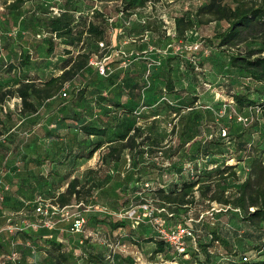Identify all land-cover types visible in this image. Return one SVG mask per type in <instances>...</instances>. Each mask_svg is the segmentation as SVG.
<instances>
[{"label":"trees","instance_id":"trees-1","mask_svg":"<svg viewBox=\"0 0 264 264\" xmlns=\"http://www.w3.org/2000/svg\"><path fill=\"white\" fill-rule=\"evenodd\" d=\"M27 1L11 0L10 3H7V0H0V3L5 6L4 10L0 11V30L3 34V47L4 49L7 47V53L10 57V60H7L2 57L3 55L0 56V75L7 73V76H10L12 73H18L14 85L8 83L9 77H0V104L4 105L7 99L14 97L21 100L20 107L15 109L0 107V133H8L16 138L15 135L20 133L19 131L26 129V131L32 132V130L43 125L42 120L46 117H55L57 114L66 112L61 118L62 120L78 123V130L88 137L97 136L100 138L88 144L77 142V145L75 139H72L70 144L60 148L57 154L39 158L38 161L41 164L46 161L68 164L71 170L76 166L77 160L90 159L103 147L106 148V151L101 160L120 164L124 160L125 152L128 151L130 154L129 170L126 177L120 181L122 183V196L126 197L124 199L129 200L128 197L133 195V198L138 199L137 201L142 205L147 202V199L152 198L155 215L158 216L162 226L174 227L181 223L191 228L195 240L192 237L186 238L184 251L186 252L188 248L187 240L193 242L194 254L202 256L200 258L202 264H213L218 257L227 259L232 264H251L243 260V257L249 258V256L247 253H240L235 244V238L244 236L246 239L260 241L258 248H254L256 251H262L264 247V144L259 138L261 131L258 128L264 125V121L260 122L253 118V121L248 124L242 123L243 126H240L238 131L232 134L231 128L234 123L231 120H227L225 117L219 123L215 120H209L210 122H204V124L214 128L210 138H196L199 136L195 132L197 130H192V126H184L181 131L183 140L181 139L176 148L172 150V154H169L170 165L159 166L157 163L151 165L165 177L173 170L176 171L178 180H156L151 186L147 185L143 179L135 180V176L147 168L144 164L143 155L148 152L145 148L151 147L146 145L151 144H146L150 141V135L148 136L141 127L135 125V118L133 117L141 114L136 107L141 99L140 91L144 93L142 98H155L159 104L161 102L166 103L167 100L162 98L163 96H167L168 99L170 97L183 98L181 108H188L189 106L186 104L189 101L190 104H193L200 101V98H205L201 96L199 89L209 82L204 80L206 78L203 72L194 70V66L190 64V61L196 58L197 51L204 47L200 43L199 47L194 49L193 42L188 40L187 34L198 27L197 24H207L211 21H225L227 25L223 30L216 32L212 38L205 39L204 42L207 45L205 46L209 51L212 49V53L213 51L225 53L229 74L234 77H229L228 80L221 82L217 92L223 98H227L228 102L233 101L232 106L236 108L237 112L242 113L245 109H257L264 114V0H206L199 4L195 13L189 11L176 18V36L171 37L176 38V41L172 40L171 44L179 45L180 50H171L163 54L162 65L159 68L153 69V67L148 66L139 72L117 71L108 76L100 75L97 68L90 63L91 58L97 53L92 47L88 49L87 40H96L97 48L100 49L99 41L107 43L109 41L106 38L108 27L114 26L116 28L115 19H113L112 24L105 21L87 22L84 18L76 20L72 11L78 10V4L83 3L79 0H66L65 11L60 16L45 15L47 7L39 11L38 3L35 7H31V13L28 15V12L22 10ZM143 1L145 0H123L119 4L120 12L129 14L127 12L129 9ZM23 14H26L24 18ZM96 16L101 17V12H97ZM17 25L22 26V30L27 31L26 34H30L32 37L36 38L39 31L45 29L55 32L59 38L57 40L65 41L68 49L65 50L66 59L61 65L60 74L53 75L48 79H38L27 72L28 68L38 67L37 63L39 62H36L32 53L26 48L27 40L30 41L28 36L26 39L21 33L15 37H10L7 34L13 30L11 26ZM47 38L57 41L52 36ZM38 39H46V37ZM17 40L19 44L15 46ZM56 44L57 42L51 41L48 44L51 57L56 55ZM203 50L205 52V49ZM113 62L118 61L113 60L110 63ZM88 73L106 77L103 79L110 86L107 96H103V90L100 91L96 83L90 86V83L82 82ZM119 78L129 86L125 93L132 98H122L120 90L112 87ZM154 80L157 81L155 85L153 84ZM67 83H70L72 88H67ZM142 84L143 88L140 87ZM209 85L212 86L211 83ZM63 92H66L67 96H63ZM89 92L92 97L91 100L94 99L93 102H88L87 95ZM210 98L212 109L206 108L204 112H207L205 115L214 117L212 111L219 110L226 101H216L214 97ZM161 107L158 106V108ZM179 108L176 112H180ZM85 112L96 117V123L85 122L82 116ZM119 112L128 113L130 117L121 119L119 116H113ZM229 113L231 112L228 111ZM194 116L197 120L203 121L200 119L204 117L202 110L196 111ZM230 119L237 120L234 115L230 116ZM226 121L228 124H225ZM13 127L16 128L15 133L10 131ZM223 130L227 131V137L222 136ZM231 136L232 140L230 139ZM8 141L11 142L12 140ZM119 141L120 143L116 144ZM187 141H191V152H193L191 156H195L194 158L189 156V152H180L185 142L188 143ZM155 143L157 144V142ZM154 151L155 154L157 153L155 159L159 160L162 156H158L160 150L154 149ZM1 152L3 155L9 153L7 144H0ZM177 154L180 155L175 156ZM200 154H203L205 158L220 155L225 162H221L217 167H209L205 164L202 166L199 163V158H197ZM230 159H237V162L245 160L249 162L248 174L244 180L241 181L235 168L238 163L236 165L233 162L227 163ZM192 162L195 166L192 167L191 175L189 173L184 175L183 170L186 169L187 164ZM93 172L95 170L89 169L86 176L88 177ZM61 176L65 179L69 178V181L63 191L59 192L57 196L55 194L56 199L53 203L60 206L83 203L84 198L90 194L91 186H95H88V179H85L82 184L81 179L83 178L80 176H73L72 174L67 176L59 170H52L47 175L40 174L33 179L43 181V188H53L56 191L61 187L60 183L50 179ZM98 180L99 178L95 179L94 183L97 184ZM111 181L118 182L119 179L113 177ZM236 182V188L230 192L227 187L230 183ZM131 183L136 184H133L130 191ZM144 183L149 187L148 192L151 197L138 195L143 190L142 184ZM103 185L104 183L101 186ZM195 188L198 195L194 192ZM103 191L106 190H102V194L109 197V191ZM215 204L218 207L214 206ZM82 205L85 204L78 207L81 208ZM36 208L35 205L31 209V211L33 210L31 215L29 214L31 211L27 213L30 220H35L34 217L40 219V213L36 211ZM86 208L85 205V208L81 209V213ZM24 210L28 211L27 208ZM208 211H211L212 214H207ZM189 215H192L190 220H188ZM223 217H229V219L224 221ZM54 219L57 221L61 218L54 216ZM62 221L65 220L58 221L55 225L56 228L43 226L37 230H22L12 234L3 231L0 233V247L5 245V239H9L7 235L14 238L21 234L23 240L31 241L38 252L44 250L48 260L50 257L55 258L56 263L59 264H68L71 260V258L68 259V253L81 254L89 262L98 264H105V261L112 257L111 254L107 256L96 251L85 253L81 249H77V244L74 242L73 246L70 247V239L74 237L72 239L74 240L82 236L76 232H71L73 221L62 232L64 228L58 227ZM126 223L122 221L111 222V230L114 232L119 228H124ZM142 223L132 226L136 228ZM60 233L64 235V238H67L66 246L57 240ZM134 239L135 243H141V241L153 243L155 245L154 254L167 252V244L169 243L158 232L151 235L150 238ZM184 251L182 252L185 253ZM8 253L11 252H2L0 259ZM254 264H264V260Z\"/></svg>","mask_w":264,"mask_h":264},{"label":"rangeland","instance_id":"rangeland-1","mask_svg":"<svg viewBox=\"0 0 264 264\" xmlns=\"http://www.w3.org/2000/svg\"><path fill=\"white\" fill-rule=\"evenodd\" d=\"M86 1L88 3L89 0ZM204 1L206 0H190V12L195 13L199 4L204 3ZM31 3L33 2H30L29 5L24 4V8L22 9L24 12H28V15L31 13V7L27 6H30ZM38 4L39 11L43 10L42 8H45L42 3ZM34 5L36 6V3H34ZM25 16L26 14H23V18ZM170 20L171 18H164V21L170 22ZM197 25L198 27L194 28L188 33V40L190 42H193V45L201 43L204 47L203 49H205V52L202 48H200L196 53V58L192 59L190 61V64L194 66V70H197L198 72H203L204 77L206 78L204 80H206V82H209V84L211 83L212 85L210 86L209 84H204L203 88L199 89V93L205 98H200V101H197L193 104H190L189 101V103L186 104L189 106L188 108L180 107L182 106L181 101L183 98H170L168 99L169 101H166V103L161 102L160 104L155 98H141L136 106L141 114H135L136 117H133L135 118V125L141 127L142 131L147 133L148 136L150 135V141L146 144L151 145L146 146L151 147H146L145 150L148 152L143 155V160L145 162L144 164H146L147 168L145 170H142L141 173L137 174L135 176V180L143 179L147 182V185L153 186L154 181L156 180H170L171 173L167 177H165L164 175L162 176V174L158 173L157 169L153 168L151 165L153 163H157L159 166L170 165L171 161L169 160V154H172V150L176 148L181 139L183 140V135H181V131L184 126H192V130H197L195 132H197L199 136L196 138H210L209 136L212 135L214 128L212 126L204 124V122H210L209 120H215L217 123L221 122L224 117L227 118V120H231L232 123H234L231 128L232 134L237 132L240 126H243L242 123H240L239 121L235 119H230V116L234 115L235 112L244 117L252 116L260 122L264 121V114L261 113L259 110L246 109L243 110L242 113H240L237 112L234 106H232L233 104L228 106L226 108L227 110H224L222 106L219 110H211L214 113L215 119L213 116L210 117L208 115H205L207 113L204 112L206 108L212 109L210 105V97H214V100L216 101L223 100V102L226 101V103H228L227 98H223V96L217 92L219 89L218 85L221 84V82H223L224 80H228L229 77H234H232V74H229L227 57L225 53H217L216 51H213L212 53V49L211 51H209L206 47V43L204 42L205 39L212 38L216 32L223 30L226 27L227 23L225 21H211L207 24L204 23ZM11 27V29H18L19 33L20 31H23L21 28L22 26L20 25ZM23 35L26 39H30V41L27 40L26 42L27 50L32 53V56L36 60V62H39L37 63L38 67L34 66L32 68H28L27 72H30L32 76L38 79H48L53 75L60 74L62 71L61 65L66 59L65 50L68 49L65 41H54L47 37L46 39H38L37 37H32L30 34ZM49 40L51 42H57L55 51L56 55L52 57L50 56L48 51V44L50 42ZM87 42L88 49H91L92 47L95 53H97V55L101 56L103 54V52H101L100 49L97 48L96 40L88 39ZM18 44L19 41L17 40L15 42V46H17ZM249 45L253 46L255 44ZM7 52V47H5L3 52L4 54L2 57H5L7 60H10L9 54ZM156 59L159 60L160 57L158 56ZM110 69L111 68L109 65L108 70L110 71ZM17 75L18 73H12V75L7 76V73H4L0 75V77H9L8 83L14 85L18 78ZM103 78L106 77H101L100 75L95 76V74L88 73L84 77L85 80H83L82 82L86 81L90 83V86H93V84L96 83V85L99 86L100 91L103 90V96H107L106 94L109 91L110 86H108V82L105 81ZM68 87L72 88V85L70 83H67V88ZM87 98L88 102H93L94 100H91L92 97L90 96V92L87 95ZM158 106L162 107L158 108ZM149 107L152 108L150 109ZM178 108L180 109V112H176ZM199 110H202V113L204 114V117L200 118L203 121L197 120V118H195L194 116L195 112ZM228 111L231 113L228 114ZM65 114L66 112H62L60 114L55 115V117H46L42 120L43 125L41 127L32 130V132L23 129L19 131L20 133L17 134L18 136L15 135L16 138H14V136L9 135L8 133H0V144H7L8 150H11L9 154L3 155V152L0 153V179H2L11 188L10 191L5 194L4 201L0 202V223L5 222L6 218L9 219L12 214L13 217L17 216V214L23 212L25 208L28 209V211L25 210L28 213L29 211H31L32 208H34L35 205L38 206L39 203L42 201L47 203H53L56 199L57 194L67 187L69 178L65 179L63 176L59 178L52 177L50 180H53L56 183L59 182L61 186L56 191L53 190L52 187V189L43 188L44 182L33 178H36L40 174L47 175L52 170H59L60 172H62V174H66L67 176H69L70 174H72L73 176H80L81 178H83L81 179L82 184L85 182V179H88V186L95 185L91 186L92 188L90 194H88L87 197L84 198L83 203L79 204V206L81 204H85L87 207L86 210L82 211V214L86 218V222L83 226V229L77 232L82 237H77L74 240H72L74 237L70 239V247L73 246L74 242V244H77V249H81V251L85 253L96 251L107 256L111 254L112 257L110 259H107V261H105V264H202L200 261V258H202V256H196L194 254V244L193 242H190L188 240V248L186 252L184 251L185 253L178 252L171 244H167V252L161 254H154L153 251L155 245L153 243L146 241H141V243H135L134 238L139 240L141 239V237L150 238L151 235H154L157 231L155 229L154 224H152V222H150L148 219H145V221L139 227L134 228L132 226L131 220L122 216L127 210L131 208L139 209L138 207L140 206V202L137 201L138 199L133 198V195L128 197L130 198L129 200L124 199L126 197L122 196V183L120 181H122L126 177L127 171L129 170L130 154L128 151L125 152L124 160L120 164H112L110 162H103L101 160L103 153L106 151V148L103 147L99 149L93 155L92 158L77 160L75 162L76 166L71 168V170L68 164L64 165L52 163L50 161H46L45 163L41 164L40 161H38L39 158L42 159L46 155L57 154L60 148L69 145L72 139H75V144L77 145V142H80L81 144H88L89 142H93L94 140H98L100 138L97 136L88 137L82 131L78 130V123H74L69 120H62L61 118ZM90 114L91 113L85 112L82 115L83 119L87 123H96L97 118ZM113 116H119L121 119H126L130 117V114L119 112L117 113V115L113 114ZM225 124H228V122L226 121ZM258 128L261 131L259 138L262 139V144H264V135H262L264 134V125L259 126ZM58 134L60 135L59 137ZM10 139L12 140L11 142L8 141ZM230 139L232 140V136L230 137ZM13 140L17 141L14 142ZM155 142H157V144ZM119 143L120 141L116 144ZM188 143L185 142L184 147L181 149L180 152H189L188 154L189 156H191V153H193L191 152V141ZM154 149H158L163 152V155L159 158V160L155 159L157 153L155 154ZM180 154H177L175 156H179ZM194 157L195 156H191V158ZM197 158L201 160L202 166L206 164L204 160L225 162V160L220 155L208 156L207 158H205L203 154H200L197 156ZM237 161L238 160L236 159L233 161H229V163L233 162L236 165L238 163ZM248 164L249 163L246 162L247 167ZM193 165L194 163L192 162V166ZM239 165L241 166L240 168H237L238 165L235 168L238 172L239 178L244 179V177L246 176L245 172H248V170L245 164L241 163ZM89 169H93L95 170V172L91 173L87 177L86 173ZM172 172H174V170ZM113 177L118 178L119 181L112 182L111 180L113 179ZM97 178H99V182L95 184L94 182ZM102 183H104L103 186H101ZM133 184L136 183H131V185L129 186L130 191L132 190ZM236 185L237 182L230 183L227 188L230 192H232L236 188ZM99 187H101L102 189ZM148 188L149 187H147L145 183L142 184L143 190L140 191L141 193H138V195L140 194L139 196H149ZM102 190H106L103 192L109 191V197H105L102 194ZM194 192L196 195H198L197 190H195ZM28 201L31 203H29ZM85 205H82L81 208L75 207L76 210L72 211L81 213V209H84ZM100 206L108 208V211H100ZM32 212L33 210L29 214L31 215ZM139 212L143 217V211L139 210ZM188 217V220H190L192 215H189ZM34 219L35 220L33 221L38 220L35 217ZM228 219L229 217H223L224 221H227ZM71 221V218H69V221H62L58 224V227L64 228L63 230H65V228L69 226V223ZM121 221L127 222L126 226L124 228H119L113 232L111 230L110 223ZM232 222L235 223V221ZM241 234L243 235V233ZM63 236L64 235L60 233L57 240L61 243H64L66 246L68 241L67 238H64ZM7 237L9 239H5V243H9V246H13L14 243L13 245L11 244V242H13V237H9L8 235ZM17 241L18 244L22 245V236L18 238ZM258 243L260 244V241L246 239V237L244 236H237L235 238V244L239 248L240 253H247V255L249 256V261L247 262L251 264L264 260V247L262 248V251H256L254 249L258 248ZM37 250L38 249L35 246L27 248L25 254L24 252L18 250L21 252V255L18 252L20 256L14 262H16V264H59L56 263L57 261L55 258L51 257L49 258L48 262L42 260V255L40 252H37ZM8 252H13V249H9ZM1 255L2 254L0 253V256ZM24 255H26L28 258H31L32 262H30V260H25ZM70 258L71 260L69 262L67 261L68 264H98L89 262L85 256H82L78 253L77 255L68 253V259ZM12 262L13 261L7 264H12ZM213 264L232 263H230V261H228L227 259L218 257L215 259V262Z\"/></svg>","mask_w":264,"mask_h":264},{"label":"crops","instance_id":"crops-1","mask_svg":"<svg viewBox=\"0 0 264 264\" xmlns=\"http://www.w3.org/2000/svg\"><path fill=\"white\" fill-rule=\"evenodd\" d=\"M40 1L41 0H37L36 2L34 1L33 3H31L30 6L27 7H35L34 3H41ZM65 1L66 0H58L56 1V3L65 9V5H66ZM82 1L83 3H81V5L80 3L78 4L79 5V7H77L78 10L87 11V9H92L95 6H97L98 9L96 10V13L101 12L102 14L101 17H98L96 16L95 13V15L93 16V20L91 21L95 23L101 21L110 23L109 18L115 19L116 28L113 26L112 31L110 32V27H108L106 38L109 40L108 41L109 44H112L117 48H123L125 52H127L128 54L127 57L120 56L118 58L113 59V60H117L118 62L109 63L111 69L110 71L108 70L109 72L108 75L117 71H124V72L126 71L128 73H135L145 69L148 66L153 67V69L159 68L162 65L163 54L169 52L168 48L172 40L176 41V38H171L166 35L164 29V18H171L176 20L177 17L185 13H188L191 9L190 0H145L143 2H138L135 7H132V9H129L127 11L129 12V14H127L120 12L119 9V4L123 0H89L88 3L86 0H82ZM25 4L29 5L28 2H26ZM128 38L129 39L135 38V41H128ZM125 41L127 42L124 43ZM3 54L4 53L0 52V56H2ZM158 56L160 57V59L158 60L159 61L158 65L151 64L153 60H157L156 58ZM124 60L127 61L126 66L123 64ZM155 82L157 81L156 80L153 81L154 85ZM112 87H115L118 90H120L121 92L120 96L122 98H132L129 94L125 93L127 91V87L129 86L122 79L119 78L118 81L115 82ZM140 87L143 88V84ZM140 92L139 95L141 94L140 97L142 98L144 96V93L142 91ZM20 103H21L20 98L14 97L7 99L4 105L0 104V107L3 106L4 109L7 108L15 109L16 107H20ZM14 130L16 131V128L13 127L10 131H14ZM246 162L249 163L247 160L239 161L237 168L241 167L239 165L241 163L246 165ZM199 163L201 165V160ZM205 163H206L205 165L211 167V166L219 165L221 162L209 160ZM246 168L247 170H249L247 165ZM192 171L193 170H190L186 166V169H184L182 173L184 175H187L188 173L190 174ZM245 174L246 176L244 177V179L247 177L248 172H245ZM171 179L178 180V174L177 173L174 174V172H172L170 180ZM244 179H241V181ZM7 222H8V218H6L5 222H1L0 226L5 225ZM20 237L21 234L13 238V242H11L12 245L14 243L13 246H9V243L7 244L5 243L3 247H0V253L4 251H9V249L12 248L13 251H17L21 255L20 251L25 253L27 248L33 247L31 241L29 240H23V242L21 241L23 243L22 245L18 244L17 240ZM39 252L42 255V260L48 262L49 260L47 258L45 251L41 250ZM24 259L30 260V262H32V259L28 258L26 255H24ZM13 263L16 264V262L14 261L12 262V264Z\"/></svg>","mask_w":264,"mask_h":264},{"label":"built area","instance_id":"built-area-1","mask_svg":"<svg viewBox=\"0 0 264 264\" xmlns=\"http://www.w3.org/2000/svg\"><path fill=\"white\" fill-rule=\"evenodd\" d=\"M11 0H8L7 3H10ZM37 0H28L27 2H34ZM56 1L58 0H50V1H40L45 7H47L46 14L47 16H60L61 13L65 11V9L61 6H59ZM122 3V2H121ZM120 3V4H121ZM4 5L0 3V11L4 10ZM97 6H95L92 9H87V11L83 10H74L72 13L74 14L76 20H79L80 18H84L87 22H90L93 20V16L95 15V12L97 10ZM135 15V14H134ZM110 24L113 22V18H109ZM164 29L165 32L168 36L174 37L176 36V24L175 20L171 19L169 21H164ZM112 31V27H110V32ZM19 33L18 29H13L7 34L10 37H15ZM22 34H26L27 31H20ZM48 36H52L53 39L57 40L59 39L57 37V34L55 32H52L50 30H40L39 33L37 34V38H45ZM128 41H135V38H128ZM125 41L124 43H126ZM125 45V44H124ZM99 47L100 51L103 52V54L100 55H94L91 58L90 63L95 66L99 72L100 75L102 76H108L109 72L108 71V65L109 63L114 59L118 58L120 56L127 57L128 54L125 52L123 48H115L112 44H109L105 41H99ZM199 47V44L193 45L194 49H197ZM179 51L180 46L177 44H170L168 51ZM0 52H4V47H3V34L0 30ZM159 61L158 60H153L151 64L153 65H158ZM123 64L126 66L127 61L124 60ZM63 96H67L66 92H63ZM165 100H168L167 96H163ZM233 104V101H230L228 103L223 104L224 110H227L226 108L230 105ZM226 112V111H225ZM234 116L236 117L237 121L243 124H248L251 121H253V117H244L238 113L235 112ZM222 136L227 137V131L223 130L222 131ZM163 155V152L160 150L158 152V156ZM229 161H233V159H230ZM229 161L227 163H229ZM192 163L187 164V168L192 170ZM211 167H217L216 166H211ZM10 186L7 185L2 179H0V202H3L5 199V194L10 191ZM153 199L149 198L147 199V202L140 205L137 208H131L125 212L122 216L124 218L130 219L132 222L133 226H137L141 224L142 222L145 221V219H148L152 224H154L155 229L157 232L160 234V236L166 240L169 244L173 245L176 249L179 251H184L185 250V240L188 237H192L195 240V235L191 228L184 224H178L174 227H165L160 224V220L157 215H155V208L152 206ZM79 205H67V206H60L59 204L55 203H47V202H40L39 205L36 208V211L40 213V219L33 221L30 220L27 216V212L23 210V212H20L17 214V216L13 217V214L11 217H9L8 222L4 226H0V233L3 231H7L9 233H15L16 231H22L26 229H34L37 230L40 227H48V228H53L55 225L58 223L60 220H69V218L72 219L73 224L71 227V232H78L81 229H83V226L86 222L85 216L80 213V212H73L72 210H76L75 207H78ZM218 207V205H216ZM108 208L104 206H100L99 210L100 211H108ZM139 210L143 211L144 215L143 217L141 216ZM25 211V212H24ZM72 211V212H71ZM207 214H212L211 211H208ZM15 215V214H14ZM54 216H59L61 219L60 220H55ZM64 230H62L63 232ZM19 258L18 252H11L8 254H4L1 259H0V264H6L11 261H16ZM248 257H243L244 261H248Z\"/></svg>","mask_w":264,"mask_h":264}]
</instances>
